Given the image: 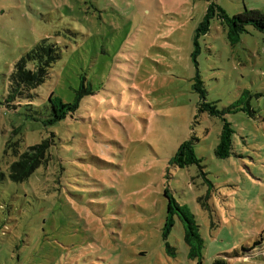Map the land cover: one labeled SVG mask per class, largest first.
Listing matches in <instances>:
<instances>
[{
	"label": "rangeland",
	"instance_id": "rangeland-1",
	"mask_svg": "<svg viewBox=\"0 0 264 264\" xmlns=\"http://www.w3.org/2000/svg\"><path fill=\"white\" fill-rule=\"evenodd\" d=\"M214 2L228 16L264 14V0ZM208 5L0 0V171L49 133L58 138L45 169L0 182V264H196L176 216L163 237L164 190L193 215L202 264H264V35L248 28L231 46L213 18L194 66L193 34ZM42 39L58 44L60 60L31 98L7 104L14 63ZM82 78L93 94L73 119L44 126L48 96L71 101ZM204 101L244 109L224 115L234 132L227 159L214 156L223 123L198 112ZM190 138L201 169L170 166ZM254 241L245 258H224Z\"/></svg>",
	"mask_w": 264,
	"mask_h": 264
},
{
	"label": "trees",
	"instance_id": "trees-1",
	"mask_svg": "<svg viewBox=\"0 0 264 264\" xmlns=\"http://www.w3.org/2000/svg\"><path fill=\"white\" fill-rule=\"evenodd\" d=\"M209 3L202 21L194 31L192 44L193 52L192 59L194 66H197L196 56L200 52L199 40L207 35L209 31L210 21L217 18L220 24L226 29V39L229 45L235 46L240 42L241 36L247 33L248 28L264 35V14L257 10L244 9L243 12L228 16L214 0H204ZM61 58V49L58 44L50 42L48 39H42L35 44L29 51L24 53L13 65L9 75L6 89L5 102L16 103L21 99H29L32 97V92L36 91L48 79L50 70ZM200 97L204 100L205 91L202 89V82L196 72L195 83L193 85ZM92 88L82 78L80 86L74 90V96L71 101L65 102L61 97L53 96L51 93L47 98L46 112L43 120L44 126H55L67 119H73L78 111L82 98L92 95ZM243 96H247L245 91ZM243 96L240 100L243 99ZM244 111L242 107L234 105L229 106L225 111H219L213 103L202 102L198 105V112H206L210 117L220 118L222 128L219 135L218 144L214 149V156L217 159H227L232 154V137L233 130L230 123L224 119L226 112L235 113ZM58 138L56 133H49V136L43 138L40 143L28 147L23 152L14 155L15 160L8 164L5 171H0V182L6 177L13 183H23L27 181L35 172L49 165V161L53 151H56V142ZM194 141L190 138L180 144L174 156L169 161V165L178 169H184L189 166H199V159L195 155ZM9 143L7 144L8 147ZM13 145V144H11ZM59 157V156H58ZM59 173L64 168L62 160L58 159ZM64 170V169H63ZM204 176V173H202ZM207 181V180H205ZM164 197L167 201V225L163 232V237L166 238L170 233V228L173 225V216H176L183 227V242L187 246V258L196 261V264H202V250L204 248V240L200 236L199 227L196 224L193 215L186 206L179 205L172 194L168 190H164ZM259 241H254L252 245L240 250L233 249L229 254H225L224 258L239 259L245 258L247 253L251 252L259 246ZM168 250H171L166 245ZM174 252V251H172ZM243 253V254H242ZM213 264H228L223 259H218Z\"/></svg>",
	"mask_w": 264,
	"mask_h": 264
}]
</instances>
